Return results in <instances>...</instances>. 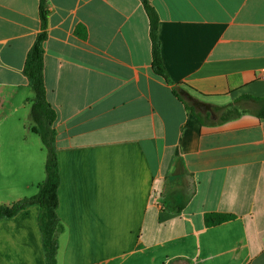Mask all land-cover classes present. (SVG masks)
<instances>
[{"label":"crops","instance_id":"0c3cea01","mask_svg":"<svg viewBox=\"0 0 264 264\" xmlns=\"http://www.w3.org/2000/svg\"><path fill=\"white\" fill-rule=\"evenodd\" d=\"M147 1L171 84L152 73L139 0L47 1L56 264H264V0ZM38 6L0 0V174L24 175L0 205L44 181L25 178ZM38 214L0 219V264H45Z\"/></svg>","mask_w":264,"mask_h":264},{"label":"trees","instance_id":"16d2710c","mask_svg":"<svg viewBox=\"0 0 264 264\" xmlns=\"http://www.w3.org/2000/svg\"><path fill=\"white\" fill-rule=\"evenodd\" d=\"M47 1L39 0L38 12L41 23L40 32L26 55L23 74L28 82V88L32 92V98L28 99L30 107V119L32 127L30 132L38 135L42 146L47 151L45 163V179L37 187L34 196L20 200L12 205H0V219H9L29 206H37L38 227L42 237L45 264H56L58 250L57 232L60 229L56 209L58 206L57 189L59 184L58 167L55 151L53 123L56 115L46 100V90L43 82V54L44 43L47 39ZM144 8L149 22V37L151 42V70L154 75L171 84L169 76L163 66L161 58L160 41L158 39V17L147 0H139ZM174 94L175 91H174ZM264 110V109H262ZM236 114V111L232 113ZM264 117V115H262ZM204 225L212 227L233 220L234 216L227 214H206Z\"/></svg>","mask_w":264,"mask_h":264},{"label":"rangeland","instance_id":"374dc122","mask_svg":"<svg viewBox=\"0 0 264 264\" xmlns=\"http://www.w3.org/2000/svg\"><path fill=\"white\" fill-rule=\"evenodd\" d=\"M186 101H188L189 104H192L194 102V99L192 97L186 95ZM35 138H37L36 139L37 141L35 139H33V140H35V144L33 142L31 144V142L29 140L26 143V147H27L26 151L28 152V155H29V158L26 160L28 162L29 169L27 170V174H26L25 178L29 179V177L35 176V174L38 177V173H39L45 179V163H46L45 159H47V151L41 145L40 138L39 137H35ZM10 144L12 145L13 143L10 142ZM6 145L9 146L8 143H6ZM35 145H37L38 147H36ZM14 177L23 179L24 175H21V176H17V175L16 176H14V175L5 176V175L0 174V201H4V200H6L5 198L9 197V196H6V193H5L6 192V182H5L6 180H4V179H9V178H14ZM9 198H7V199H9Z\"/></svg>","mask_w":264,"mask_h":264},{"label":"built area","instance_id":"2783aa9c","mask_svg":"<svg viewBox=\"0 0 264 264\" xmlns=\"http://www.w3.org/2000/svg\"><path fill=\"white\" fill-rule=\"evenodd\" d=\"M262 80H264V74H262V76L260 77Z\"/></svg>","mask_w":264,"mask_h":264}]
</instances>
